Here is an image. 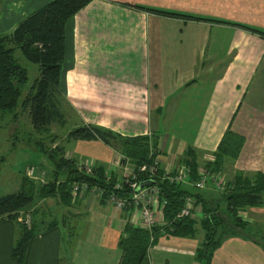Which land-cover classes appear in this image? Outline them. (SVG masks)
<instances>
[{"label": "crops", "instance_id": "0c3cea01", "mask_svg": "<svg viewBox=\"0 0 264 264\" xmlns=\"http://www.w3.org/2000/svg\"><path fill=\"white\" fill-rule=\"evenodd\" d=\"M51 1L5 0L0 33H10ZM61 88L62 108L72 109L75 128L97 125L124 137L151 135L165 173L180 169L188 151L202 168L231 132L243 144L226 158L221 174L238 186L257 179L264 175V0H93L66 25ZM66 139L61 146L73 158L121 175L112 148ZM197 191L203 204L227 212L221 192L212 186ZM261 197V206L238 213L256 238L243 233L227 238L212 264H264V192ZM195 210L196 235L162 231L143 264H196L205 233L203 215ZM136 214L101 202L92 191L72 197L69 206L55 198L38 201L31 219L46 231L31 242L26 264H120L118 242ZM163 214L159 206L157 228L165 224ZM15 236V224L0 220V264H18L12 257Z\"/></svg>", "mask_w": 264, "mask_h": 264}, {"label": "trees", "instance_id": "16d2710c", "mask_svg": "<svg viewBox=\"0 0 264 264\" xmlns=\"http://www.w3.org/2000/svg\"><path fill=\"white\" fill-rule=\"evenodd\" d=\"M92 1L53 0L20 21L10 33H0V113L3 116L17 109L23 88L29 82L28 70L21 66L15 57L16 50H20L27 61L38 66V77L29 88L22 108L29 112L34 132L41 137V140L36 143L37 149L53 165L52 179L48 183L38 186L25 176L16 193L0 198V220L16 224L12 257L18 264H26L31 242L36 236L46 231H41L33 215L31 226L28 227L25 223L26 213L37 201L55 198L69 206L72 189L76 184H86L90 189L101 190L103 195L100 200L103 203L112 196L129 199L134 192L126 183L122 184L121 189H116L119 181L118 174L111 173V176H108L105 168L94 167L92 174L89 175L79 169L74 159L66 158L67 151L64 146L53 147L59 140V136L52 134L51 127L54 124L64 127L68 122L62 108L65 94L61 88L62 67L66 56V25ZM134 8L160 16L182 17L163 10L139 6ZM48 140L52 145L50 148L46 146ZM66 140L101 141L122 158L123 164L129 160L133 165L140 166L152 163L158 158L155 139L153 147L156 153L151 155L150 140L147 136L124 137L113 130L97 125L76 127L68 133ZM242 144V138L228 132L219 149L214 153L213 162H207L204 165L205 168L211 169L212 173H221L222 164L226 158L236 156ZM193 153L187 152L182 165L191 169L192 180H195L198 177L200 165L194 161ZM259 176L261 177L257 179H244L240 186L237 181L227 182L226 190L221 192L223 200L227 202V212H225L219 206L203 204L200 194L192 186L172 184L165 180L163 170H160L152 179L146 173L138 174L136 181L139 185L150 183V186L158 187L161 199L166 201L163 210L165 224L161 228L156 227L152 230L132 224L127 225L118 242V249L122 253L120 264H143L150 250L157 245L164 230L171 231L173 236L193 238L196 235V219L194 217L177 219L187 197L195 199L196 203L200 201L202 204L203 220L200 223L205 233V243L196 251V264H212L214 254L222 242L238 233L256 238L254 235L257 233L247 230L249 224L242 220L238 213L244 208L262 205L264 175Z\"/></svg>", "mask_w": 264, "mask_h": 264}, {"label": "rangeland", "instance_id": "374dc122", "mask_svg": "<svg viewBox=\"0 0 264 264\" xmlns=\"http://www.w3.org/2000/svg\"><path fill=\"white\" fill-rule=\"evenodd\" d=\"M4 4L5 0H0V7L4 6ZM10 6H12V2H10ZM15 57L20 65L28 70L29 82L23 88L17 109L3 116L2 113H0V198L5 195L16 193L20 188L22 179L27 176V172L30 168L33 167L36 169L35 175L38 179L28 178L34 181L38 186L48 183V181L52 179L51 174L53 171L52 163L44 158L36 147V143L41 140V137L34 132L29 112L24 111L22 108V103L29 93V88L38 77V66L27 61L20 50H16ZM64 103H66V98L63 100V104ZM63 111L67 114L68 122L64 127H60L56 124L51 127L52 134L59 136V140L53 147L56 145L61 146L63 144V139L75 128L73 122L76 117L72 109L65 108ZM46 146L47 148L52 147L50 140L46 142ZM68 151L66 152L67 159H74L78 167L84 164L76 158H73L69 149ZM120 171L121 175H123V170L121 168ZM223 177L227 182V176L223 174ZM211 185L212 184L208 185V187ZM32 209L33 207L28 212L30 216Z\"/></svg>", "mask_w": 264, "mask_h": 264}, {"label": "built area", "instance_id": "2783aa9c", "mask_svg": "<svg viewBox=\"0 0 264 264\" xmlns=\"http://www.w3.org/2000/svg\"><path fill=\"white\" fill-rule=\"evenodd\" d=\"M150 140L151 145V155L155 154L156 151L153 147V136H147ZM122 158L118 155V158L114 162V166L121 168L123 170V175H119V181L116 185V189H121L122 184L126 183L131 189H133V193L129 199H119L117 197H110L106 200V203L114 205L118 210L125 209H135L137 212L134 215V224L135 226H139L148 230H152L156 228L159 224L158 218H156V214L158 212L159 206L162 207V213L164 207L166 205V201L162 200L160 197V191L156 186H149L137 192V188L139 183L136 181L138 174L146 173L152 179L155 178L159 171L162 170L160 167V163L158 158L152 163H145L140 166L133 165L129 160H126L123 164L121 162ZM213 162L212 160L208 161V163ZM79 169L86 172L87 174H92L93 167L88 165H80ZM36 169L30 168L27 172V177L31 179H38L35 175ZM115 173V172H111ZM111 173H108V176H111ZM117 174V173H115ZM164 179L168 180L172 184H185L191 185L196 190H204L211 186L218 191H225L227 187V182L225 181L223 174L221 173H212L211 169L205 168L203 166L199 169L198 177L195 180H192L191 177V169L186 165H182L180 169L175 171L164 172ZM92 191L98 194L99 197L103 195V192L97 188L90 189L86 184H76L72 189V197L75 199L79 193H86ZM201 211L202 213V205H198L196 200L187 197L185 199L184 207L180 210L177 215V219H185L188 217H192L195 209ZM164 217V214L162 215ZM31 216L29 213H26L25 223L28 227L31 226ZM133 224V225H134Z\"/></svg>", "mask_w": 264, "mask_h": 264}, {"label": "water", "instance_id": "95a60500", "mask_svg": "<svg viewBox=\"0 0 264 264\" xmlns=\"http://www.w3.org/2000/svg\"><path fill=\"white\" fill-rule=\"evenodd\" d=\"M149 186H150V183H142L138 186L137 192H140L141 190H143L144 188L149 187Z\"/></svg>", "mask_w": 264, "mask_h": 264}]
</instances>
